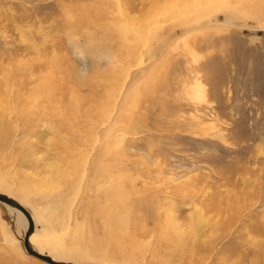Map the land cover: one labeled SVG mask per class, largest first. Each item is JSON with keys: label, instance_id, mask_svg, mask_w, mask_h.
I'll list each match as a JSON object with an SVG mask.
<instances>
[{"label": "rangeland", "instance_id": "rangeland-1", "mask_svg": "<svg viewBox=\"0 0 264 264\" xmlns=\"http://www.w3.org/2000/svg\"><path fill=\"white\" fill-rule=\"evenodd\" d=\"M0 188L48 255L264 264V0H0Z\"/></svg>", "mask_w": 264, "mask_h": 264}, {"label": "bare ground", "instance_id": "bare-ground-1", "mask_svg": "<svg viewBox=\"0 0 264 264\" xmlns=\"http://www.w3.org/2000/svg\"><path fill=\"white\" fill-rule=\"evenodd\" d=\"M90 141V140H89ZM87 142V141H86ZM95 142V141H94ZM91 143V142H90ZM96 144V143H95ZM107 144V143H106ZM109 145V144H108ZM85 146V145H84ZM111 148V147H109ZM81 152L83 151L82 149L80 150ZM84 155V154H83ZM86 155V153H85ZM89 158V156H88ZM92 159V158H91ZM90 159V161H91ZM103 159V158H102ZM101 161H99V158L97 159L96 158H93L91 163H90V168H88V171L90 169V171L92 172V174H96L99 173V175L101 174L100 171H98V169L100 168V166H102V164L100 163ZM86 164V162H85ZM101 164V165H100ZM88 167V166H87ZM105 174V173H104ZM103 175L100 176V178H102ZM104 180V179H102ZM110 180V179H109ZM88 185V184H87ZM0 193L1 194H5L7 195L8 197H12L14 199H16L18 202H20L26 209L27 211H29V207L27 206V203L29 200H27L26 198L25 199H22V198H19V197H16L15 195L13 196L12 193L10 192L9 194L8 193H5L1 188H0ZM1 201V200H0ZM3 202V201H2ZM5 203V202H4ZM6 204V203H5ZM8 205V204H7ZM8 206H11L12 210L15 211V213L17 214V216L19 217V219H21L22 223H23V226H24V230L27 231L28 229V225H29V222H28V219L26 217V215H24L17 207L13 206V205H8ZM30 215H32V218L34 220V217H33V214L31 213V211H29ZM34 229H35V221H34ZM34 231V230H33ZM31 232L30 233V237H29V240H30V243L32 245V247L37 250V252L39 253H42V254H45L43 253V246L41 245H46L48 242H52L51 240V237L48 236H45V237H40L36 231L34 232ZM26 233V232H25ZM25 235V234H24ZM26 236V235H25ZM25 239V238H24ZM15 239L13 237L10 238L9 241H14ZM47 240V241H45ZM38 243L40 242L41 243V247L37 245V242ZM59 241V240H58ZM59 247V246H58ZM58 247L54 246V251H51V253L49 254L50 256H52L53 259H57V261L59 260L58 259V256H62L64 259L61 260L65 263H70V264H110V261L105 257L104 259H99V261H96L95 259H92V255L91 253L93 254V252L91 250H87L88 248H80L79 249H76L77 247H70L68 249H61L59 250ZM85 247V246H84ZM26 250V249H25ZM66 251V252H64ZM48 255V254H46ZM48 255V256H49ZM35 256V255H34ZM94 256V254H93ZM37 257V256H36ZM42 260V259H41ZM44 261V260H43ZM60 261V260H59ZM46 262V261H45ZM48 263V262H47ZM51 264V263H50Z\"/></svg>", "mask_w": 264, "mask_h": 264}, {"label": "water", "instance_id": "water-1", "mask_svg": "<svg viewBox=\"0 0 264 264\" xmlns=\"http://www.w3.org/2000/svg\"><path fill=\"white\" fill-rule=\"evenodd\" d=\"M0 200L5 202L8 205L10 204V205L17 207L24 215H26L28 222H29V225H28V229L25 233L26 236L24 239V247H25L28 254L35 255L38 258H40V259H42L48 263H51V264H67L63 261H57V260L53 259L52 256H50V255L48 256L46 254L39 253V252H37V250H35L32 247L30 240H29V237H30V233L34 230V220L32 218V215H30L29 211H27V209L20 202H18L16 199H14L12 197H8L7 195L1 194V193H0ZM68 264H70V263H68Z\"/></svg>", "mask_w": 264, "mask_h": 264}]
</instances>
